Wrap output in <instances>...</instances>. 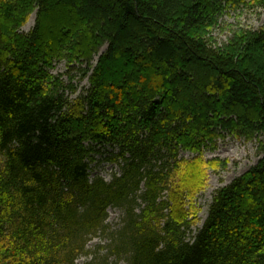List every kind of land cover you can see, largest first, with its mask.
<instances>
[{
    "label": "trees",
    "instance_id": "trees-1",
    "mask_svg": "<svg viewBox=\"0 0 264 264\" xmlns=\"http://www.w3.org/2000/svg\"><path fill=\"white\" fill-rule=\"evenodd\" d=\"M52 1L87 13L44 55ZM75 1L0 0V264H75L100 231L125 264H264V157L217 189L188 239L194 200L219 166L204 149L223 132L264 135V28L221 50L206 38L215 0ZM103 45L89 88L71 98L77 86L52 73L55 62L91 60ZM128 63L158 76L153 86L113 83ZM99 144L118 150L110 182L90 176ZM109 207L123 211L116 230Z\"/></svg>",
    "mask_w": 264,
    "mask_h": 264
},
{
    "label": "rangeland",
    "instance_id": "rangeland-1",
    "mask_svg": "<svg viewBox=\"0 0 264 264\" xmlns=\"http://www.w3.org/2000/svg\"><path fill=\"white\" fill-rule=\"evenodd\" d=\"M69 1V0H67ZM78 4V0L75 1ZM219 5L218 12L215 16V23L207 28V36L209 43L214 47L227 50L229 49L231 42L239 41L243 37H248L253 33L258 32L260 29L264 28V0L261 2L259 0H215ZM69 4L58 5L52 1L49 4L48 12L57 14V21L55 23H50L48 21V16L45 15L42 23L41 30V43L43 47V54L48 50L49 42H51L50 36L54 33L58 35L59 39L63 38V31L68 26H74L75 19L87 13L86 10L81 14V12L74 13L73 16L67 15V10L70 9ZM60 9H65L64 14H59ZM23 27L24 31L30 30L34 26L31 18ZM81 21V20H79ZM58 32V33H57ZM243 44V42H242ZM107 49V45H103L93 59L82 58L80 60L72 61L69 63L68 57L58 59L52 69V73L56 76H60L64 81V84L73 83L78 86L77 94L85 92L90 84L88 76H84V71L88 70L89 73L92 72L94 67L98 63V53H102ZM40 52L35 54V59H39L42 55ZM169 54L168 52L165 53ZM125 57V54L124 56ZM135 68L134 64L128 63L126 65L120 66L116 69L118 73H111L109 75L111 81L116 85L128 84L127 91L131 92L132 88H136L137 85L144 83L145 85L153 86L154 81L158 78L154 73L147 70H142L141 73L137 74L133 72ZM125 73H133L127 78ZM183 86V85H181ZM134 92V90L132 91ZM71 98L75 97L77 94H70ZM134 94V93H133ZM184 95H180V104L182 105L185 100H182ZM238 105V104H236ZM240 106H235V108ZM251 117L255 115L250 114ZM76 127V124H72ZM77 130V128H75ZM220 136L214 145L204 149V158L207 161L218 160L217 168L208 169V179L207 184L202 192H200L194 200V211L197 212L198 220L195 226L192 227V232L188 233V239H192L197 233L198 228H200L208 213L209 205L213 199V196L217 189L226 184L230 183L236 177L242 175L252 166H254L259 159L264 157V135L260 134L251 139H247L242 136H235L226 132ZM114 147L110 145H96V150L92 152L94 160L90 161V175L93 178L96 175L104 177L106 180L111 181L114 174L120 173L119 164L108 160L112 157L114 152H117ZM181 155L185 157H192L193 154L180 151ZM253 202V197L251 200ZM123 218V211L119 207H110L108 209V218L106 223L110 226V230H116L121 226ZM109 234L105 231H100L94 234L88 241L87 254L80 256L75 264H88L93 262L94 264H125L124 260H118L115 256L110 255L109 244Z\"/></svg>",
    "mask_w": 264,
    "mask_h": 264
},
{
    "label": "bare ground",
    "instance_id": "bare-ground-1",
    "mask_svg": "<svg viewBox=\"0 0 264 264\" xmlns=\"http://www.w3.org/2000/svg\"><path fill=\"white\" fill-rule=\"evenodd\" d=\"M34 19H35V15H33L30 22L32 23L34 21Z\"/></svg>",
    "mask_w": 264,
    "mask_h": 264
}]
</instances>
